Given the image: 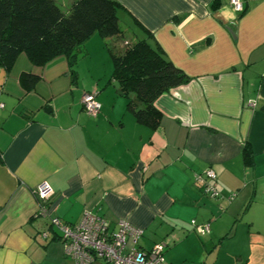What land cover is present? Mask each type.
<instances>
[{
	"label": "crops",
	"instance_id": "1",
	"mask_svg": "<svg viewBox=\"0 0 264 264\" xmlns=\"http://www.w3.org/2000/svg\"><path fill=\"white\" fill-rule=\"evenodd\" d=\"M116 1L121 29L148 37L189 81L155 99L150 126L127 108L96 34L74 73L63 55L0 64V264H73L49 217L75 224L88 211L110 230L119 219L142 229L128 249L166 244V264H264V0H240L242 11L230 0ZM23 72L40 76L29 90ZM205 168L218 198L196 183ZM41 182L49 217L37 214Z\"/></svg>",
	"mask_w": 264,
	"mask_h": 264
},
{
	"label": "trees",
	"instance_id": "2",
	"mask_svg": "<svg viewBox=\"0 0 264 264\" xmlns=\"http://www.w3.org/2000/svg\"><path fill=\"white\" fill-rule=\"evenodd\" d=\"M120 9L116 0H71L67 10L55 0H0V64L8 68L21 52L39 67L63 55L74 73L84 43L96 34L109 45L111 78L128 97L127 108L138 122L155 126L161 115L155 99L189 77L148 37L123 47ZM39 79L31 72L19 77L26 90Z\"/></svg>",
	"mask_w": 264,
	"mask_h": 264
},
{
	"label": "built area",
	"instance_id": "3",
	"mask_svg": "<svg viewBox=\"0 0 264 264\" xmlns=\"http://www.w3.org/2000/svg\"><path fill=\"white\" fill-rule=\"evenodd\" d=\"M230 5L236 11H242L240 0H230ZM83 110L90 116L100 111V103L96 100L95 92H86L82 97ZM217 177L213 169L205 168L196 177V183L203 192L211 197L218 198ZM53 190L47 182H41L35 190L37 199V214L48 216L47 202ZM230 194L228 199H232ZM50 225L58 232L64 254L72 259L73 264H92L96 260H103L107 264H166L164 252L166 244H154L151 248H127L130 240L135 244L143 230L132 226L125 219L117 220L116 230H110V224L103 217L91 212H85L75 224L64 223L58 217H49ZM195 230L203 234L209 231L208 224L199 225L192 221Z\"/></svg>",
	"mask_w": 264,
	"mask_h": 264
},
{
	"label": "rangeland",
	"instance_id": "4",
	"mask_svg": "<svg viewBox=\"0 0 264 264\" xmlns=\"http://www.w3.org/2000/svg\"><path fill=\"white\" fill-rule=\"evenodd\" d=\"M57 3H60L59 0H55ZM61 5V4H60ZM63 9H66L65 6H63ZM122 21V20H121ZM124 25V24H123ZM122 23L120 22V26H123ZM122 40L125 41V43L121 40V44H123L122 46L124 47L126 44V41H133L132 36L129 34L128 30L124 31V35H122ZM115 48V47H114Z\"/></svg>",
	"mask_w": 264,
	"mask_h": 264
}]
</instances>
